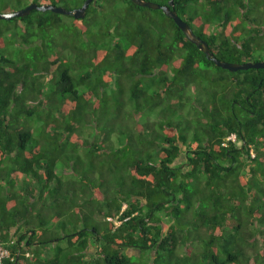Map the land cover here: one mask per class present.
<instances>
[{"label":"trees","instance_id":"16d2710c","mask_svg":"<svg viewBox=\"0 0 264 264\" xmlns=\"http://www.w3.org/2000/svg\"><path fill=\"white\" fill-rule=\"evenodd\" d=\"M143 1L219 61L264 59V0ZM0 246L2 264H264V69L217 67L130 0L0 20Z\"/></svg>","mask_w":264,"mask_h":264},{"label":"water","instance_id":"95a60500","mask_svg":"<svg viewBox=\"0 0 264 264\" xmlns=\"http://www.w3.org/2000/svg\"><path fill=\"white\" fill-rule=\"evenodd\" d=\"M92 1L93 0H85L81 8H78L73 11H66L62 7H56L46 4H43L41 6H37L36 4H30L27 7L17 11H13L9 13H0V20H10L15 17L27 16L32 10H39V11L49 10L52 11L53 13L63 14V15L72 14L75 19H81L84 17L85 11ZM130 1H132L134 4L138 6L147 7L149 9H154V10L161 9L167 17L171 18L176 23V25L181 29V31L184 33L187 39L191 43L196 45L200 51L205 53L209 59H212L217 67L228 70L230 72L246 71L249 69H264V62L236 64V63L219 61L213 58L212 54L210 53L208 45L200 38L196 37L193 31L190 29V27L177 16L175 11L170 10L168 6H160L156 3L146 2L143 0H130ZM172 4H173V0H170L169 5L171 6Z\"/></svg>","mask_w":264,"mask_h":264},{"label":"rangeland","instance_id":"374dc122","mask_svg":"<svg viewBox=\"0 0 264 264\" xmlns=\"http://www.w3.org/2000/svg\"><path fill=\"white\" fill-rule=\"evenodd\" d=\"M261 62H264V59H262ZM184 113L187 115V114H188V111H186V112H184ZM116 137H117V136L114 134V135H113V140H114L115 142H116ZM245 173H249V170H246ZM160 217L162 218V220H163L164 222H168V221H167L168 218H167L164 214H161ZM183 251H185V250H184V247H180L178 253H179L180 255H182V252H183ZM127 254H128V256H132V257H134V256H139V255H140V253L137 252V251H129V252H127ZM135 258H136V257H135ZM133 263L139 264V263H138V259H137V260H134Z\"/></svg>","mask_w":264,"mask_h":264},{"label":"built area","instance_id":"2783aa9c","mask_svg":"<svg viewBox=\"0 0 264 264\" xmlns=\"http://www.w3.org/2000/svg\"><path fill=\"white\" fill-rule=\"evenodd\" d=\"M228 139L233 140L234 138L233 137H229ZM9 256H10L9 252L6 249H4V248H2L0 246V264H2V260L4 258H8Z\"/></svg>","mask_w":264,"mask_h":264},{"label":"clouds","instance_id":"9594fccd","mask_svg":"<svg viewBox=\"0 0 264 264\" xmlns=\"http://www.w3.org/2000/svg\"><path fill=\"white\" fill-rule=\"evenodd\" d=\"M190 29H191V28H190ZM229 137H233L234 139H233V140L228 139ZM236 140H237L236 135H235V134H230L228 137H226V139H225L223 145H226L227 142H229V141H231V142H236ZM252 156H253V154H252ZM125 207H126V206L124 205L123 208H122V210H124ZM119 223H120V222H116L117 225H118Z\"/></svg>","mask_w":264,"mask_h":264}]
</instances>
